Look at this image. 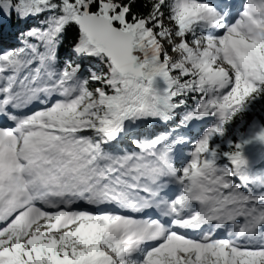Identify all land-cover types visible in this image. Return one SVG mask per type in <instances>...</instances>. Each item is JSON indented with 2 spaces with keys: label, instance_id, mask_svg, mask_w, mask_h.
Masks as SVG:
<instances>
[{
  "label": "snow or ice",
  "instance_id": "obj_1",
  "mask_svg": "<svg viewBox=\"0 0 264 264\" xmlns=\"http://www.w3.org/2000/svg\"><path fill=\"white\" fill-rule=\"evenodd\" d=\"M138 2L0 0L2 18L44 17L0 49V116L14 124L0 126V264H264V168L248 151L264 163V120H244L264 100V0L235 13ZM155 123L172 127L145 135Z\"/></svg>",
  "mask_w": 264,
  "mask_h": 264
},
{
  "label": "trees",
  "instance_id": "obj_2",
  "mask_svg": "<svg viewBox=\"0 0 264 264\" xmlns=\"http://www.w3.org/2000/svg\"><path fill=\"white\" fill-rule=\"evenodd\" d=\"M146 3H147V0H139V2L136 5V9L139 10L140 12H147L148 8L144 6ZM36 19H40V21H39V24H40L42 22V20L44 19V17L40 16V17H30L28 19H20L15 14H13L11 16V18L0 17V43L6 44V43L11 42L12 44L17 45L22 32H25L28 29L33 28V27L38 25V24H36V25L31 24V22L33 20H36ZM73 36H74V32L69 33L65 42H64V45L60 49V61H61V63L67 58L69 45L72 42ZM0 47H2V46L0 45ZM194 105H195V100L192 99L191 97H189L187 99L188 108H192ZM252 109L258 110L257 111V121L264 120V100L257 101ZM247 116H248V114H246L244 116V118H247ZM238 121L239 120L234 121L233 125H235ZM155 127H156L155 124L146 125L144 128L146 135H150L153 132H155ZM231 138H233V137L231 136ZM122 143H123L124 147H126L129 151H137L138 150L136 148V146L133 144H130L128 142H122ZM221 146H222L223 150H225V151L229 150V146L225 147L223 144H221ZM220 163L225 164V163H227V161L221 160Z\"/></svg>",
  "mask_w": 264,
  "mask_h": 264
},
{
  "label": "rangeland",
  "instance_id": "obj_3",
  "mask_svg": "<svg viewBox=\"0 0 264 264\" xmlns=\"http://www.w3.org/2000/svg\"><path fill=\"white\" fill-rule=\"evenodd\" d=\"M243 3H244V0H242V2H241V0H239V4H238V9H240V8H242V5H243ZM227 5L228 6H230V2H228L227 3ZM39 21H40V19H36V20H33L32 22H31V24H33V25H36V24H39ZM0 45L2 46V47H6V48H8V47H12V46H16V44H12L11 42L10 43H0ZM170 55H175V53H171L170 52ZM89 67H92V68H99L100 66L99 65H97V64H95L94 62L93 63H91V64H88V63H86L85 65H84V68H89ZM41 109V108H40ZM181 111H183V109H181ZM257 109H252L250 112H248L247 114H248V116H247V118H244V120H246V121H253V120H255V121H257ZM179 119V116H177V120ZM171 128L172 127V123H169L167 126H164L163 127V124H162V128L161 129H157V130H155V132H163V131H165V128ZM193 128H195V125H193L192 126ZM237 127H240V123H239V121L235 124V125H233L232 126V128L233 129H235V128H237ZM143 131L145 132V129H143ZM154 132V133H155ZM191 132V131H190ZM189 132V133H190ZM145 135H146V132H145ZM231 136L233 137V133H229V136L227 137L228 139H232L231 138ZM221 144H223L225 147H227L228 146V144H227V142H226V140H224V141H221ZM106 151H111L110 150V148H106L105 149ZM249 152H254V151H256V150H248ZM183 152H184V149H183ZM188 154H185V156H187ZM256 155V158H255V160H254V163H256V165H255V168L256 169H258V170H260L261 168H264V163H262V160H261V158H260V156H259V153L257 152V154H255Z\"/></svg>",
  "mask_w": 264,
  "mask_h": 264
},
{
  "label": "bare ground",
  "instance_id": "obj_4",
  "mask_svg": "<svg viewBox=\"0 0 264 264\" xmlns=\"http://www.w3.org/2000/svg\"><path fill=\"white\" fill-rule=\"evenodd\" d=\"M228 2H230V5H232L231 7H232V10H231V12H233V13H235V7L239 4V0H229V1H227L226 3H228ZM235 5V6H234ZM41 103H39V102H34V103H32V104H30L28 107H26V109L28 110V109H30L31 107H33V106H38V105H40ZM188 146H190V145H186V146H183L182 147V156L180 157V158H182L183 159V157L185 156V154H186V152H183V149L184 148H187ZM179 151V150H178ZM177 158H174V160H176ZM172 185H175L176 186V188H175V191H177L178 190V185H176L175 183H171L169 186H172ZM223 232H225V230L223 231ZM193 235H198V232H194V234Z\"/></svg>",
  "mask_w": 264,
  "mask_h": 264
}]
</instances>
